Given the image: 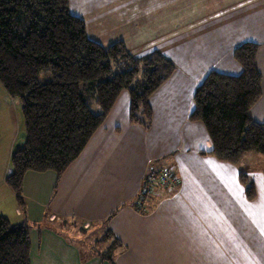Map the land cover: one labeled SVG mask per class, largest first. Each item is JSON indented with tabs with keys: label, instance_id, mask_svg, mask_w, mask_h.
Instances as JSON below:
<instances>
[{
	"label": "crops",
	"instance_id": "0c3cea01",
	"mask_svg": "<svg viewBox=\"0 0 264 264\" xmlns=\"http://www.w3.org/2000/svg\"><path fill=\"white\" fill-rule=\"evenodd\" d=\"M69 8L91 40L103 47L122 41L139 58L158 52L175 71L150 98L149 128L129 122L123 92L59 180L52 170L25 174L23 206L5 181L12 152L26 140L21 104L0 83V214L10 210L11 223L29 227L31 264H237L210 233L216 197L207 179L231 182L239 212L258 194L264 207V186L249 199L240 180L264 155L247 153L238 165L217 159L206 127L189 117L203 77L211 70L239 74L234 50L253 42L263 94L251 114L264 122V0H69ZM164 170L173 174L171 188L155 179L142 197L149 175ZM106 231L112 238L98 245ZM113 237L120 246L111 263L100 252Z\"/></svg>",
	"mask_w": 264,
	"mask_h": 264
},
{
	"label": "trees",
	"instance_id": "16d2710c",
	"mask_svg": "<svg viewBox=\"0 0 264 264\" xmlns=\"http://www.w3.org/2000/svg\"><path fill=\"white\" fill-rule=\"evenodd\" d=\"M258 49L253 42L238 46L233 57L241 72L209 71L193 97L189 118L206 127L212 142L209 154L232 165L240 164L247 153L264 155V122L251 114L263 94ZM45 71L51 78L42 82L39 75ZM174 71L172 60L158 52L139 58L122 41L103 47L91 40L83 19L71 13L69 0H0V83L20 101L26 130L24 144L12 152L5 179L19 206L25 204V174L52 170L59 180L122 92L130 96L129 122L149 128L150 98ZM164 171L149 177L158 179ZM169 178L158 184L170 189L173 174ZM240 180L247 186V198L253 199L254 183L245 173ZM147 185L151 193L154 185ZM106 236L112 238L111 232L106 231L98 245ZM118 246L119 239L113 237L100 255L113 263ZM30 248L29 227L0 214V264H31Z\"/></svg>",
	"mask_w": 264,
	"mask_h": 264
},
{
	"label": "rangeland",
	"instance_id": "374dc122",
	"mask_svg": "<svg viewBox=\"0 0 264 264\" xmlns=\"http://www.w3.org/2000/svg\"><path fill=\"white\" fill-rule=\"evenodd\" d=\"M50 78L51 73L49 71L39 75V80L42 82L48 81ZM95 106L98 108L97 105H94L93 108ZM19 110L21 117H23L21 106ZM23 124L25 126L24 118ZM261 163H264V161ZM261 163H258V167H251L246 172L249 180L254 183L256 193L261 192L259 189L264 186V177H262L264 175L261 173L264 167ZM206 168L208 171L212 169L208 166ZM210 175H208L207 179V190H213V197H216L214 202H211L209 211V213L213 212V215H210L209 218V228L212 237L223 247L228 255L236 257L237 264H264V207L261 204L260 195L258 194L256 202L245 204L242 201L241 207L242 205L243 207L239 212L238 200L233 196L230 188L231 182L229 180L225 184H222L219 180L213 182ZM241 185L243 188L247 187L244 184ZM3 203V201L0 203L1 210L4 207ZM222 206H225V208ZM222 208L223 210H221ZM228 209L234 211L236 215ZM3 212L7 214L5 216L11 219L14 218L10 210ZM257 235L258 238L256 240L255 237Z\"/></svg>",
	"mask_w": 264,
	"mask_h": 264
},
{
	"label": "built area",
	"instance_id": "2783aa9c",
	"mask_svg": "<svg viewBox=\"0 0 264 264\" xmlns=\"http://www.w3.org/2000/svg\"><path fill=\"white\" fill-rule=\"evenodd\" d=\"M169 177H172V174L169 172V171H164V172H162L161 174H160V177H158V181H159V183H164V182H166V181H168L170 178ZM148 180L150 181L149 183L150 184H153V180H155L154 179V176L153 175H151L149 178H148ZM147 193H149V189L148 188H144L142 191H141V194H147Z\"/></svg>",
	"mask_w": 264,
	"mask_h": 264
}]
</instances>
